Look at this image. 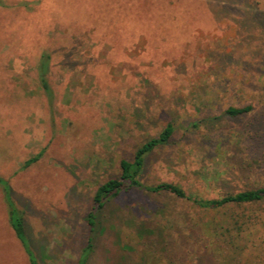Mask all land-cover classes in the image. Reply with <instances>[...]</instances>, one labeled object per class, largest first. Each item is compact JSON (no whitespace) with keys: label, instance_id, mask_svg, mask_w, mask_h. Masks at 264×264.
Returning <instances> with one entry per match:
<instances>
[{"label":"rangeland","instance_id":"374dc122","mask_svg":"<svg viewBox=\"0 0 264 264\" xmlns=\"http://www.w3.org/2000/svg\"><path fill=\"white\" fill-rule=\"evenodd\" d=\"M167 124L139 180L191 200L124 189L86 264H264V200L193 203L264 186V0H0V178L38 264L77 263L96 188ZM0 264H29L1 188Z\"/></svg>","mask_w":264,"mask_h":264},{"label":"trees","instance_id":"16d2710c","mask_svg":"<svg viewBox=\"0 0 264 264\" xmlns=\"http://www.w3.org/2000/svg\"><path fill=\"white\" fill-rule=\"evenodd\" d=\"M47 53L48 52L41 53L36 70L41 88L46 94L51 96V90L47 81L50 55ZM250 110V106L241 108L228 107L225 110V114L231 117H236L248 113ZM172 133V125L167 124L157 136L147 140L137 147L130 161L121 160L119 162L120 174L117 178H111L104 181V183L96 188L92 197V208L84 217L89 229L87 243L82 249L76 264L87 263L88 257L94 246L95 233L100 225L98 216L105 209L107 204L113 201L124 189L129 188L152 193L167 192L177 198L191 200V197L178 185L166 182H161L155 185H145L139 180V175L144 166L146 156L158 146L166 144ZM0 188L2 189L4 202L7 207L9 225L12 228L17 241L21 244L26 253L29 264H38L36 256L27 242L28 239L25 235L22 214L11 199L10 187L7 181L2 178H0ZM262 200H264V186L254 189H246L236 194L226 195L218 199H193V203L200 208L204 207L206 209L218 208L229 204L241 205L255 203Z\"/></svg>","mask_w":264,"mask_h":264}]
</instances>
